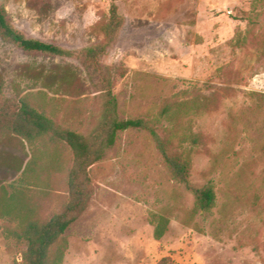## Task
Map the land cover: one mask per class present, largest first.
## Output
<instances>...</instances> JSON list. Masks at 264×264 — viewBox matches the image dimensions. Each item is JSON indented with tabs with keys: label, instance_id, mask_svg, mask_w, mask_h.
Instances as JSON below:
<instances>
[{
	"label": "rangeland",
	"instance_id": "1",
	"mask_svg": "<svg viewBox=\"0 0 264 264\" xmlns=\"http://www.w3.org/2000/svg\"><path fill=\"white\" fill-rule=\"evenodd\" d=\"M125 25L104 62L119 119L144 118L212 186L198 210L146 130L119 132L90 169L93 197L53 264H264V0H116ZM111 0H0L27 37L81 50L102 41ZM0 86L59 125L88 134L102 98L74 60L0 38ZM171 110L161 115L165 107ZM71 150L0 136V264H23L28 221L68 201ZM164 226V234L155 232ZM59 257V258H58Z\"/></svg>",
	"mask_w": 264,
	"mask_h": 264
},
{
	"label": "trees",
	"instance_id": "2",
	"mask_svg": "<svg viewBox=\"0 0 264 264\" xmlns=\"http://www.w3.org/2000/svg\"><path fill=\"white\" fill-rule=\"evenodd\" d=\"M124 25L125 18L120 14L116 0H111L107 20L101 28L102 41L81 50H70L27 37L0 7V38L3 41L28 54L76 61L84 70L89 85L102 98L96 126L88 134H81L59 125L24 98L6 97L0 86V136L17 137L28 143L38 138H49L52 142L66 145L73 156L68 174L67 203L47 221H28L21 228L19 238L26 243L22 252L23 264H53L66 231L93 197L92 165L101 159L105 147L113 145L117 134L128 129L146 130L152 135L173 179L193 194L198 210L208 211L215 204L216 194L212 186L195 187L191 184L189 157L171 153L168 147L171 141L158 134L154 123L144 118L119 119L113 94V69L104 60L119 40ZM170 110V107H165L161 115H167ZM163 234L164 226H159L155 235L161 238ZM159 264L173 263L169 258H163Z\"/></svg>",
	"mask_w": 264,
	"mask_h": 264
}]
</instances>
